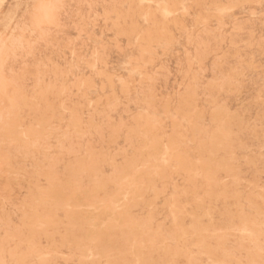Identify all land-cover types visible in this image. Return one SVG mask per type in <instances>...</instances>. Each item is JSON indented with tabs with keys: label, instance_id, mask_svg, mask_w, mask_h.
<instances>
[{
	"label": "rangeland",
	"instance_id": "rangeland-1",
	"mask_svg": "<svg viewBox=\"0 0 264 264\" xmlns=\"http://www.w3.org/2000/svg\"><path fill=\"white\" fill-rule=\"evenodd\" d=\"M0 264H264V0H0Z\"/></svg>",
	"mask_w": 264,
	"mask_h": 264
},
{
	"label": "bare ground",
	"instance_id": "bare-ground-1",
	"mask_svg": "<svg viewBox=\"0 0 264 264\" xmlns=\"http://www.w3.org/2000/svg\"><path fill=\"white\" fill-rule=\"evenodd\" d=\"M134 6V5H133ZM135 7V6H134ZM134 9V8H133ZM136 9H138V8H136ZM169 9H170V7H169ZM140 10V9H139ZM165 10V9H164ZM134 11H135V9H134ZM162 11V10H161ZM137 12H138V10H137ZM131 13V12H130ZM135 13V12H134ZM155 13V12H154ZM166 13V12H165ZM136 14V13H135ZM131 15V14H130ZM138 15V14H137ZM140 15V14H139ZM150 15V14H149ZM148 15V16H149ZM133 16H134V14H133ZM152 16V15H151ZM44 20H45V18H44ZM11 21V20H10ZM4 34V33H3ZM198 209V208H197ZM200 209V208H199ZM200 210H202V209H200ZM203 212V211H202ZM197 216V215H196ZM202 216V215H201ZM90 217V216H89ZM193 218V217H192ZM94 220V219H93ZM191 220V219H190ZM87 221V220H86ZM89 221V220H88ZM91 221V220H90ZM192 221H193V219H192ZM176 223H178L177 221H176ZM179 223H180V221H179ZM178 223V224H179ZM182 223V222H181ZM191 223V222H190ZM195 223V222H194ZM149 225V224H148ZM190 225V224H189ZM199 225V224H198ZM183 226V225H182ZM185 226V225H184ZM194 228V227H193ZM196 228V227H195ZM187 230V229H186ZM185 230V231H186ZM172 231V230H171ZM191 232V231H190ZM194 233V232H193ZM192 233V234H193ZM175 234V233H174ZM185 234H186V232H185ZM190 234V233H189ZM177 235V234H176ZM160 237V236H159ZM161 238V237H160ZM209 242V241H208ZM215 246V245H214ZM188 258V257H187ZM193 259H191V261H192ZM166 261V260H165ZM159 262H161V261H159ZM225 263V262H224ZM258 263V262H257Z\"/></svg>",
	"mask_w": 264,
	"mask_h": 264
}]
</instances>
